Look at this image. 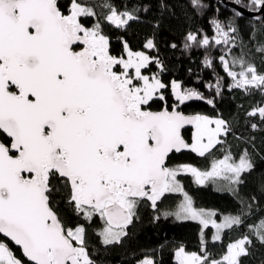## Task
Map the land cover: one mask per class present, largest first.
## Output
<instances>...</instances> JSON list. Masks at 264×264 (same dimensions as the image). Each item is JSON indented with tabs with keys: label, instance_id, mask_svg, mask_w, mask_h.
<instances>
[{
	"label": "snow or ice",
	"instance_id": "snow-or-ice-1",
	"mask_svg": "<svg viewBox=\"0 0 264 264\" xmlns=\"http://www.w3.org/2000/svg\"><path fill=\"white\" fill-rule=\"evenodd\" d=\"M234 2L240 5L241 0ZM191 4L202 6L200 0ZM242 6L264 11V0ZM65 7L67 11L58 0H0V133L8 138L0 142V264H23L9 242L19 247L28 264H95L84 225L65 227L53 210V180L63 187L66 203L77 217L103 222L99 235L105 245L119 243L127 235L141 201L157 209L169 193H182L184 199L174 213L165 215L211 226L217 230L215 240L224 229L241 225L239 216L217 223L215 213L195 209L177 177L191 173L200 184L221 178L235 192L242 176L255 167L247 150L238 160L224 155L204 172L167 163L172 154L184 150L210 154L231 131L228 122L179 111L187 101L204 97L176 81L171 90L178 103L171 110L167 106L150 110L152 101L165 100L162 90L168 87L157 76L143 74L152 59L133 52L126 43V56H113L101 21L90 27L82 22L97 16L94 8L81 0H69ZM104 7L108 13L103 21L108 25L122 28L135 19L109 4ZM213 24L212 40L189 33L185 47H234L231 33L237 29L229 25L226 31L218 21ZM145 47L155 45L148 40ZM231 47L219 57L231 87L264 93V74L242 57L226 59ZM257 51L264 52V46ZM205 62L212 66L211 59L206 57ZM237 65L239 72L233 70ZM216 88L219 94V81ZM248 115L264 121V106ZM189 129L190 143L184 135ZM248 227L264 244V220ZM251 244L245 235L229 243L218 258L206 249L197 254L183 247L175 256L177 264H241Z\"/></svg>",
	"mask_w": 264,
	"mask_h": 264
},
{
	"label": "trees",
	"instance_id": "trees-1",
	"mask_svg": "<svg viewBox=\"0 0 264 264\" xmlns=\"http://www.w3.org/2000/svg\"><path fill=\"white\" fill-rule=\"evenodd\" d=\"M234 2V0H227ZM93 7L96 17L82 18L86 26L100 20L104 34L109 38L110 52L113 56H126L124 44L133 52H144L152 60L147 72L156 75L164 84V101L156 99L151 102V110L168 109L175 105L171 95V82L182 83V88L196 90L204 98L213 101L211 104L191 102L181 111L185 114H202L211 118L221 117L228 122L231 131L221 137L223 143L217 145L210 154L199 156L191 151L173 154L169 159V167L191 165L204 172L211 169L212 164L231 154L239 159L247 150L255 167L250 173L242 176V183L230 190L228 182L216 178L200 184L192 174H180L177 178L184 190L192 199L196 208L213 209L220 215L239 216L243 223L225 229L219 240L214 239L212 227L203 229L191 220H177L173 213L182 199L180 193L166 194L153 209L149 201H141L136 209L133 222L127 227V235L116 244L105 245L99 235L102 221L98 218L92 222L77 217L66 203L63 187L53 180L56 191L51 197V206L65 227L74 228L78 224L86 229L85 243L95 264H141L150 258L153 264H177L175 253L183 247L186 251L202 254V249L218 258L226 246L248 235L252 239L249 255L241 258V264H264V244L249 230L248 225L259 224L264 220V121L259 116H249L252 109L264 106V93L258 89L232 88V79L223 71L219 57L231 45H215L210 47H185L186 36L195 33L198 37L207 36L210 40L216 36L213 21L221 23L228 31L229 25L237 31L231 33L235 37V46L226 59L242 57L246 64H252L257 72L264 74V52L257 51L264 46V13L258 18L244 15L224 4L223 0H200L201 7L193 8L191 0H81ZM63 11L69 0H58ZM109 4L118 12L130 13L135 19L130 20L122 28L104 23L103 17L108 13ZM236 4V3H235ZM250 4V0H241L242 5ZM247 10L249 8L243 7ZM251 11V10H250ZM152 40L155 47L146 48L145 44ZM174 45V47H173ZM206 57L211 59L212 66L206 65ZM239 72L237 65L233 68ZM219 81V94L216 84ZM211 85V87H208ZM252 124L257 127L253 129ZM185 138L191 142L190 130H186ZM2 142L8 138L1 135ZM17 258L28 262L21 250L9 242Z\"/></svg>",
	"mask_w": 264,
	"mask_h": 264
},
{
	"label": "water",
	"instance_id": "water-1",
	"mask_svg": "<svg viewBox=\"0 0 264 264\" xmlns=\"http://www.w3.org/2000/svg\"><path fill=\"white\" fill-rule=\"evenodd\" d=\"M223 2H224V4H226L227 6H229V7H231V8H234L235 10H237L238 12H240L242 15H244V16H246V17H249V18H258V17H260V16H262V14L264 13V11H250V10H247V9H245V8H243V7H240V6H238L237 4H235V3H233V2H230V1H227V0H223ZM181 84V86H182V83H180ZM171 89V88H170ZM171 95H172V97H173V99H174V101H175V103L177 104L178 102L175 100V97H174V95H173V93H172V90H171ZM209 99H206V98H204L203 100H190V101H187L185 104H182V105H180L179 106V108H178V110L179 111H181V109L185 106V105H188L189 103H191V102H203V103H205V104H209V103H207V101H208ZM175 104V105H176ZM214 105H213V103L211 104V107H213ZM151 110V109H150ZM169 110H171V109H169ZM152 111H155V110H152ZM158 111H160V110H158ZM184 113V112H183ZM185 114V113H184ZM186 115H194V114H186ZM190 130V129H189ZM1 135H4V136H6L5 134H3V133H0V142H2V140H1ZM190 143V142H189ZM186 151H188V150H184V151H182V152H180V153H174V154H181V153H183V152H186ZM173 155V154H172ZM171 155V156H172ZM168 163V166H169V161L167 162ZM129 226V225H128ZM14 245V244H13ZM15 246V245H14ZM16 248H18L19 249V247L18 246H15ZM21 253H22V251H21ZM23 255V254H22ZM25 258V257H24ZM25 260H26V258H25ZM27 261V260H26ZM28 262V261H27Z\"/></svg>",
	"mask_w": 264,
	"mask_h": 264
},
{
	"label": "rangeland",
	"instance_id": "rangeland-1",
	"mask_svg": "<svg viewBox=\"0 0 264 264\" xmlns=\"http://www.w3.org/2000/svg\"><path fill=\"white\" fill-rule=\"evenodd\" d=\"M147 55V54H146ZM153 60V59H152ZM150 67V64L148 65V67L146 68V69H144L143 70V74L144 75H148L149 77H151V76H156V75H154V74H150V73H148L147 72V70H148V68ZM211 170V169H210ZM209 170V171H210ZM181 174H187V173H184V172H182ZM189 174H191V173H189ZM195 178V177H194ZM206 182V181H205ZM204 182V183H205ZM184 189V188H183ZM184 192L185 193H187L185 190H184ZM181 195H182V199H181V201H180V203L183 201V199H184V197H183V194L182 193H180ZM187 195H188V193H187ZM189 196V195H188ZM190 197V196H189ZM192 200V199H191ZM180 203L178 204V206L180 205ZM178 206L175 208V210H174V212L178 209ZM192 206L195 208V209H197V210H203V211H205V212H212V213H215V216H213V219H215L216 220V222L217 223H221L223 220H224V218L225 217H228V216H231V215H220V216H218V212L217 211H215V210H213V209H207V208H196L194 205H193V202H192ZM173 212V213H174ZM174 218L175 219H177V217L174 215ZM177 220H191V221H195V222H198L199 224H200V222L198 221V220H193V219H177ZM201 225V224H200ZM202 226V228L203 229H205L204 227H203V225H201ZM209 227H211V226H209ZM213 228V227H212ZM213 230H214V236L216 235V232H217V230L215 229V228H213ZM225 230V229H224ZM223 230V231H224ZM223 231L221 232V234L220 235H222V233H223ZM185 250V249H184ZM186 251V250H185ZM186 252H188V253H197V252H191V251H186ZM197 254H199V253H197ZM146 259H150V258H146ZM145 260V259H144ZM143 260V261H144ZM151 261H152V259H150ZM177 261V260H176Z\"/></svg>",
	"mask_w": 264,
	"mask_h": 264
},
{
	"label": "flooded vegetation",
	"instance_id": "flooded-vegetation-1",
	"mask_svg": "<svg viewBox=\"0 0 264 264\" xmlns=\"http://www.w3.org/2000/svg\"><path fill=\"white\" fill-rule=\"evenodd\" d=\"M174 100V99H173ZM175 102V101H174ZM176 104V103H175ZM174 106V105H173ZM170 109H172V108H170Z\"/></svg>",
	"mask_w": 264,
	"mask_h": 264
},
{
	"label": "built area",
	"instance_id": "built-area-1",
	"mask_svg": "<svg viewBox=\"0 0 264 264\" xmlns=\"http://www.w3.org/2000/svg\"><path fill=\"white\" fill-rule=\"evenodd\" d=\"M193 91L197 92L196 90H193Z\"/></svg>",
	"mask_w": 264,
	"mask_h": 264
}]
</instances>
